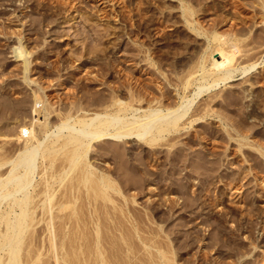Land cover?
<instances>
[{"label": "rangeland", "instance_id": "obj_1", "mask_svg": "<svg viewBox=\"0 0 264 264\" xmlns=\"http://www.w3.org/2000/svg\"><path fill=\"white\" fill-rule=\"evenodd\" d=\"M181 2L190 4V7L196 10L193 15V18L197 20L195 25H200L204 30L207 29L205 37L193 32L185 24ZM263 14L264 9L255 0H107L106 2L104 0H0V90L7 91L4 93L7 94L6 97L21 99L23 96H29L30 88L34 86L33 82L28 85V82L26 84V81H23L21 77L23 75L20 72L22 71L20 69L22 59L18 60L11 53L13 46L20 39L19 41L23 42L25 49L29 50V56H26L29 60H33L30 61L33 65L29 64L32 66V72L28 73V76L31 79L36 78L34 87L40 83L44 87H48L49 84L55 86L52 87L51 93L61 94L63 103L69 102L71 97L74 99L73 97L80 96L81 92H78L75 86L84 81L83 83L91 84L89 85L92 88H89L91 91L99 89L105 94H109L114 89L116 94L118 91L122 92L121 96L120 93L118 95L122 98L126 97L124 99H127L129 93L133 92V88L134 92L144 99L140 105L146 106V101L153 100L156 96L162 97V93L166 94V97L175 94V84H178L179 77L183 78L184 72L197 63H193V60L198 61V58L201 59L202 56H206L210 52L211 39L206 36H210L211 32L226 34L232 31L230 34L234 33V36L240 37H237L240 41L236 43V46L240 45L239 49H243V46L246 48L250 42V45H255V47L260 44L261 49L256 48L257 50L254 49V52L259 51L257 56L264 55ZM260 40L262 42H259ZM212 43L214 42L212 41ZM244 43L247 45L245 46ZM250 45L249 47H252ZM261 60L263 61L260 62ZM258 62L260 63L247 76L253 81V88L256 91L254 100L251 101L252 106H246L245 101L248 99L242 94V87L248 85L249 81L246 82L247 79L241 78L240 75H236L235 80L226 85L212 90L213 94L204 93L197 99V103L201 105V103L207 102L206 100L210 99L212 95L213 103L217 104L214 109L221 111L224 116L223 120L226 121L230 118L228 122L230 120V122H236L235 125L239 130L242 128V130L248 131L253 128L250 131H256L261 135L255 137L254 140L264 144V58H259ZM176 67L185 71L181 72V75L179 72L178 74L174 73ZM158 68H163L162 71L165 72H163L165 75L170 71L169 77L166 79L167 75H163ZM45 69L46 72H50L46 73ZM93 76L96 78L94 79ZM168 78L170 82L166 81ZM177 79L179 80L177 81ZM230 90L234 91H231V95L227 94L230 93ZM2 91H0L1 95ZM62 93L68 99L66 96L63 97ZM54 100L55 96L52 101ZM55 104L54 107L58 109L60 104L57 103L58 106ZM250 114L251 117L248 116ZM213 117H204L200 124L191 125L177 134L172 141H166L157 147L153 146L154 148L139 143L135 139H128L124 143L125 149L129 147L130 151L134 150L132 159L137 153L136 157L134 156L136 160L133 159L137 161L135 163L141 161V163H145V167L148 166L146 167L149 168L148 170L151 168V171H148L150 176H146L147 179L150 178L146 181L148 187L147 185L141 187L131 185V188H124L126 190H123L126 200L123 201L124 211L118 210L120 201L123 200L121 195H114L118 202H115L117 209H114L115 206L109 202H107L106 208H101L102 203L100 202V205L98 203L100 206L98 213L101 212L99 219L102 217V223H100L102 242L100 245L104 253L106 252L105 255L108 257L112 255V258L107 257L108 260L114 261L112 264H163L162 262L168 260L169 257L173 264H264V169L261 166L264 160L262 161L259 156L261 161L258 158L257 161H260L261 168L258 162V164L256 163L258 166L254 165L256 161H252L250 156V158L247 157L248 151L254 149L249 146L238 148L236 141L226 137V130L223 131L226 128L222 125L223 120ZM255 118L256 121H254ZM28 122V117L23 119V125H27ZM252 124L253 127H251ZM15 125L16 123L12 121L4 123V126ZM205 132L213 133L214 137L204 138ZM192 136L199 138L196 137V139ZM219 137L220 139H218ZM190 138L193 141L196 139V141L191 144L188 141L187 144L186 142ZM168 143H171V146ZM212 144L214 145L212 146ZM183 145H186L187 151L185 150L186 153L184 152V156L181 155L179 159L178 155L181 152L178 150ZM249 148L250 150H248ZM223 150L226 152L224 151V153ZM208 154L209 156H206ZM203 155L204 158H215V161L210 159L211 162H216L214 168L212 163L211 170L207 167L205 173L192 172V166H190L193 165L192 160L195 157L202 158ZM172 157L175 160L178 158L179 163L177 160H170ZM168 160L174 162V165L172 162V164L168 163ZM96 162L103 163L99 159ZM105 165L112 168L116 164L108 162L107 159ZM241 173L244 175L241 176ZM122 181L120 182L122 183ZM173 181L174 183L171 184ZM169 183L171 185H168ZM180 183L183 187L179 186ZM132 198H135V201ZM40 223L42 224L39 222L34 228L42 229L40 233H46L47 231L43 230L44 223L43 225ZM83 226V231L88 233L87 235L93 232L91 224ZM38 232L34 234L35 236L38 234L36 239L43 235L46 236ZM119 232L125 234L123 235L126 237L124 240L121 239ZM36 239L33 241L35 247L39 245L38 248H41L43 240L41 241L39 238L40 244ZM79 241L81 242V240ZM33 242L31 240V243ZM44 242L46 247L43 246L40 249L41 252L43 251L42 254L44 251L45 253L48 251V242L47 240ZM112 242L114 245L111 244ZM45 248L46 250H44ZM158 250H162L166 254L165 256L168 255V258L162 259ZM50 253L42 255L43 264H45V260L48 261L46 264H49V261H54L52 253ZM115 258L116 260H114ZM120 258H122L121 261H117ZM112 260L111 262H113Z\"/></svg>", "mask_w": 264, "mask_h": 264}, {"label": "bare ground", "instance_id": "obj_2", "mask_svg": "<svg viewBox=\"0 0 264 264\" xmlns=\"http://www.w3.org/2000/svg\"><path fill=\"white\" fill-rule=\"evenodd\" d=\"M104 1L106 2L107 0ZM255 2L262 9H264V0H255ZM181 3V6L183 8V16L185 17V19H183L184 22H186L185 24H187L189 28L193 30V32L195 31L198 35H204L205 37V35H207V29L204 30L200 25H195L197 24V20L196 18H193V15L194 11L196 10H194L193 7H190V4L188 5L187 3ZM263 19L264 16H262V20ZM229 32L231 33L232 31ZM230 33L221 34L218 32H211L210 36H206L209 37L208 39H211L212 47H207L208 49H211L210 52H208L206 56L201 55V59L197 56L198 61L193 60V63H197H192L193 66L189 67L186 71L182 68H175V70L177 71L174 70V73L177 72L178 74L179 72V74L181 75V72H186H184V74L186 75L183 74V78L181 76L179 77L180 80L177 79V81L179 80V82H177L178 84H175V94H171L172 96H169L167 93L168 97H166V94L164 95V93L161 92L165 97L160 94L162 95V97L156 96L153 100L150 99L146 101V106L143 105L144 107L140 105V102L144 99H142L139 94L135 93L133 88L132 91L134 93L130 92L127 99H124L126 97H120L122 92L120 93L118 91V93H120L119 96L118 93L116 94L114 92V89H112L109 94H105L99 89H95L96 91H91L92 88L89 86L91 84L83 83L84 81L80 85H77L79 84L77 83L75 86L77 91L81 92L80 96H77L76 98L73 97L74 99H72V97L69 98L70 101L67 103H65L66 101L63 98V101H65L63 103L60 96L61 94L59 95L57 93V96V94L54 95L51 93L52 89L55 86L53 87L49 84L48 87H44V85L42 84V86L40 85V83L36 84V87H34L36 78L33 77L35 79H31L28 76V73L32 72V66L29 65L32 64V62L30 61H33L29 60V58L27 57L29 56V50L27 51L25 49L23 42L21 43L19 41L20 39H18L17 44L14 43L15 46H13L11 53H13L12 55L15 58H18V60L22 59V67L20 68L22 71L20 72H22L21 74L23 76L21 77L23 78V81H26V84L28 82L29 85V83L33 82L34 86L33 88H30V95H26L25 97L23 96L21 97V99H11V97H6L7 94L5 95L4 93H7V91L4 90L3 92L2 90H0L2 91V95L0 93V264H43L44 260L42 258V255L46 254L47 252L52 253L55 261H49V264L114 263V261L111 259L112 255L109 257H111L110 259L113 262L107 259L108 256L105 255L106 252L104 253L103 248L100 245V242H102L100 236V223H102V217L101 219H99V213L101 216V212L99 211L98 213V209L100 207L98 206V203L99 205L102 203L101 208H106L107 202H109L112 206H115L116 199L114 198V195H121L123 197V200L121 199L122 201H120L121 204L119 205L120 207L118 210L120 212L122 210L124 211L123 201H126L124 198L125 194L123 195V190H125L124 188H131V185H134V187H141L144 185L146 186V181L150 179H147L146 176L149 177L150 172L148 171H151V168L150 170H148L149 168H146L148 166L145 167V163H141L140 160V162L138 161L139 163H135L137 161H134L136 160L134 156L136 157L135 154L137 153L134 154L133 160L132 155L134 150L132 151L131 149L130 151L129 147L125 149L123 147L124 143H126L128 139H135L139 143H143L151 147H157L166 141H172L177 134L186 130L191 125L200 124L201 120L204 119V117L214 116L219 120H223L224 116H222L223 114L221 113V111L214 109V106L217 104L213 103L214 99L212 95L210 96V99L206 100L207 102H203L204 104L201 103V105L197 103V99L200 98L204 93L210 92L209 94H213L211 93L212 90L214 91L215 89L220 88L222 85H226L228 82L235 80L234 77L236 75H240L241 78H245V80L247 79L246 82L249 81L248 85H244L242 87V94H244L243 96L248 99V101H245L246 106L248 107L252 104L251 101L252 99L254 100L256 91L253 88V81L248 79L247 76L250 74L249 72L256 67L257 64L263 61L261 60L260 62H258V59L261 57L263 59L264 55L257 56L259 51H256V48L261 49V46H259L260 44L257 43V40L256 43L258 44V47H255V43L253 44L254 46H252L250 45L251 42H248V45L247 43H244L245 46L247 45L246 48L243 46V49H239L238 47H240V45L236 46V43L237 41H240V39H238L240 37L234 36V33ZM18 38H20L19 35ZM212 41L214 43H212ZM241 42L243 43V41ZM241 42H238V44H241ZM259 42L262 41L260 40ZM249 45L252 47H249ZM254 49H256L255 51L257 53L254 52ZM214 54H216V56H214ZM84 60H86V58ZM55 69L57 68L55 67ZM158 69L162 71L163 68ZM163 72L164 71H162V74L165 75V72ZM168 74H166L167 76L165 75L166 79L167 77H169ZM165 76L162 77L164 78ZM159 77L160 74L158 78ZM93 78L95 79L96 76H93ZM166 81H169V78ZM61 84L62 82L60 83V85ZM231 91L233 90H230V93L227 94L231 95ZM230 95L229 97L232 98V96ZM54 96L55 100L57 96L56 101H52ZM233 96L235 97V95ZM57 103L58 105L60 104V107H58V109L54 107V104L58 106ZM248 116L251 117V114ZM26 117L29 118V122L27 125H23V119ZM229 119H227L226 121L223 120L222 122V125L226 127L224 128V130L222 129L223 131L226 130V137L228 139L231 138L232 140L236 141L238 148H242V146H249L251 149L253 148V151H248L249 155L247 157L250 156L252 161H256L254 165H256L257 162L259 163L261 161L260 158H262L263 161L264 144L260 141L254 140L255 137H260L261 135L256 131H250L253 130V128L249 129L253 127V124L251 127H247L249 129L248 131L242 130V128L241 130H239L235 125L236 122L233 123L230 122V120L229 123ZM252 119H254L253 116ZM7 121L15 122L16 125L4 126V123ZM254 121H256V118ZM208 132H205L204 138H211L213 136V133ZM214 132L216 133V131ZM222 136L220 137L222 138ZM220 137L218 139H220ZM196 139L193 141V139L190 138V140H187L186 143L188 144V141H190L189 144H191L195 142ZM168 145L171 146V143H168ZM213 145L214 144H212V146ZM183 146H181L180 150H178L181 152L180 154L176 151V153L180 155H178L179 159L181 158V155L184 156L187 151L186 145L184 147ZM250 148L248 150H250ZM224 151L225 150H223V152ZM139 155L141 156V154ZM210 155L213 156V154ZM206 156H209V154ZM178 158H176L177 162ZM257 158L260 159V161H257ZM97 159L101 160L103 163L96 162ZM107 159L108 162L110 161L116 165H113L112 168L107 167L105 165V163H107ZM210 159L214 160L215 158L211 157ZM210 159L207 157L204 158V155L202 158L195 157L194 160L190 159L193 161V165H190L192 166V172L197 171L196 173L199 174L205 173L204 171L208 168H210L209 170H211L212 163L214 168V163L216 164V162H214L215 160L211 162ZM170 160H175V158L172 157V159ZM230 161L232 160L230 159ZM169 162L170 164L173 163L174 165V162L168 160V163ZM258 165L260 166L261 164L259 163ZM261 166L264 169V163ZM146 173L149 174L147 175ZM243 175L244 174H242L241 176ZM120 181H122V183ZM173 183L174 181L171 184ZM171 184L169 183L168 185ZM181 185L182 184L180 183L179 186ZM134 187L132 186V188ZM181 187H183V185ZM132 199H134L135 201V198ZM81 201L83 202V205ZM117 208L118 207L115 206L114 209ZM124 215L126 214L124 213ZM113 221L115 220L113 219ZM39 222H42V224L40 223L41 225H43L44 223L45 228L43 230H46L47 234L45 232L40 233L42 230L39 229L40 225L37 227L39 230L35 229V226H37ZM90 224L93 226V228L92 226H90L93 229V232L90 231L91 233L89 232L90 234L87 235L88 233L86 234L83 231V225L88 226ZM34 229L39 231L38 233L46 235L42 236L43 238L45 237L44 240H47L48 242V251H46V253L44 251V254H42L43 251L41 252L40 249L44 246L45 242L42 237H38V239L35 238L36 236H38V234L36 236L34 235L37 232L36 231L34 233ZM134 231H136L135 228ZM120 235L121 239L124 240V238H126L123 236L125 234ZM126 235L128 236V232ZM39 238H42L41 241L43 240V246L40 245L42 246L41 248H38L39 245L35 247V244L33 242L35 239L37 242H39ZM31 240L33 243H31ZM79 240H81V242ZM90 240H92V242H90ZM41 241L39 242L40 244ZM111 244L114 245L113 242ZM105 246L107 245L105 244ZM44 250H46V248ZM161 251L158 250L160 254L159 256L162 259L168 256H165L166 254ZM43 257L45 258V256ZM170 258L171 257H169L168 260H164L162 263L173 264V261L171 262ZM121 259L122 258L117 261L120 262ZM114 260H116V258ZM46 261L47 260H45V264Z\"/></svg>", "mask_w": 264, "mask_h": 264}]
</instances>
